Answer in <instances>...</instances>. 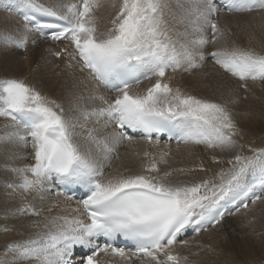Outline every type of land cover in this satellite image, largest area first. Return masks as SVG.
<instances>
[{"label": "snow or ice", "instance_id": "6c2138e0", "mask_svg": "<svg viewBox=\"0 0 264 264\" xmlns=\"http://www.w3.org/2000/svg\"><path fill=\"white\" fill-rule=\"evenodd\" d=\"M103 4L104 0H79L78 4L65 5L66 11L61 13L27 0V6L35 12L62 22L37 23L35 27L57 29L48 33L50 38L69 40L75 48L73 59L78 57L81 70L88 69L93 80L118 93L112 101L102 95L93 97L106 107L81 109L82 117L87 120L92 116H107L121 129L143 131L150 143L152 133L163 132L171 125L186 144H202L221 151L236 148L239 129L226 103L173 89L163 80L169 69L175 72L183 67L185 72H191L203 67L205 47L225 37V29L210 19L219 13L213 0H194L188 9L181 5L186 17H195L190 23L199 35L190 41L191 46L180 44L179 48L168 32L167 0H121L111 20L112 27L106 32L100 31L95 14ZM224 7L230 12H251L257 7L264 9V0H225ZM34 19L24 16L26 31L32 30L29 25ZM201 21L210 28V36L205 34ZM16 43L23 49L27 38ZM207 56L226 73L245 82V88L249 80L264 82V54L236 46L215 48ZM141 75L145 79L152 76L158 79L144 94L133 93L132 83L139 84ZM63 113L60 105L22 80H0V117L10 119L11 127L17 129L0 136V144L13 137L25 143L30 139L35 161L11 168L21 182L7 187L39 194L49 190L46 186L55 178L61 184L87 190L86 198L73 209L81 215L51 217L44 224V230L7 245L4 251L14 253L13 260L0 258V264L32 261L35 264H103L98 259L102 253L119 257L121 261L136 257L145 264H184L187 257H181L174 250L178 234L188 227L198 233L206 224H219L224 213L215 210L221 202L247 197L251 192L245 183L248 175L257 171L264 173V149H260L252 157L236 155L233 168L227 174L220 173V183L209 179L191 185L174 183L169 180L172 172L161 174L159 166L167 164L165 157L169 153L160 152L157 159L145 151L143 156L148 159L142 163L140 173L105 176L103 167L90 160L74 142L76 124ZM20 128L27 134L21 135ZM94 131L89 130L88 139L102 144L107 153H115V146H109L107 140H98ZM118 139L131 142L133 137L121 132ZM106 159L111 162L109 157ZM259 199L257 195L252 202ZM242 206L247 208L248 204ZM26 212L40 215L31 204L16 210L17 214ZM32 227L39 225L33 223ZM118 236L133 241L135 251L129 253L114 246L112 241ZM101 237L106 241L99 242ZM77 256L79 259H74Z\"/></svg>", "mask_w": 264, "mask_h": 264}, {"label": "bare ground", "instance_id": "6f19581e", "mask_svg": "<svg viewBox=\"0 0 264 264\" xmlns=\"http://www.w3.org/2000/svg\"><path fill=\"white\" fill-rule=\"evenodd\" d=\"M17 2L27 4V0H0V79L22 80L50 101L60 105L65 118L76 124L73 130L74 142L90 160L103 167L105 176L140 173L142 163L148 159L143 156L145 151L155 155L157 159L160 152H168L169 155L165 157L167 164L159 166L161 174L163 171L172 172L169 177L172 182L191 185L209 179L220 183V173L227 174L233 168L235 156L249 157V150L264 135V82L247 81V88L244 90L245 82L224 72L207 56L215 48L231 49L236 46L264 54V9L244 14H226L219 11L218 15L210 17L225 29L226 35L215 45L205 47L206 59L203 67L191 72H185L183 67L175 72L169 69L163 78L173 89L180 88L185 93L227 104L239 129L235 137L237 147L230 151H221L193 143L168 145L149 143L137 138L131 142L119 140V132L109 117L92 116L85 120L81 109L91 111L93 108L106 107L93 97L102 95L112 101L118 93L106 91L90 77L89 71L81 70V62L73 59L75 50L70 41L56 42L39 37L33 29L26 31L25 24L9 11L11 6L14 9L19 8ZM34 2L64 13L65 5L78 4L79 0ZM120 3L121 0H104L103 6L96 11L100 31L106 32L112 27L111 20L116 16ZM167 3L169 6L165 9V19L169 35L178 48L180 44L191 46L190 41L199 33L193 31L190 23L195 17H186L183 9L190 8L194 0H167ZM201 24L205 28V34L210 36V28L203 25L202 21ZM24 37L27 38V45L21 49L16 41ZM157 79L155 76L145 79L142 75V81L131 88V91L144 94ZM234 100L237 102L233 103ZM12 123L8 118L0 117V136L17 130L11 127ZM89 130H95L94 135L98 140H107L109 146H115V153H107L102 144L92 143L88 139ZM19 131L21 135L27 134L23 128ZM32 157L30 139L25 143L13 137L9 142L0 144V258L7 261L13 260L14 253L6 254V246L24 241L44 230V224L51 217L81 215L73 211L78 205L57 195L58 192L47 190L38 194L7 187L10 183L21 182L18 175L10 169L34 164ZM106 157L110 158V163ZM252 175H248L246 184L250 182ZM46 187L52 189L57 188V185L52 181ZM25 204H31L40 215L34 216L27 212L17 214L16 210ZM33 223H38L39 227H32ZM4 227L9 230L4 231ZM185 240L189 242L187 245H183L181 241L174 245L176 254L187 257L184 264H236L238 259L253 260L258 257L264 261V195L247 209L224 219L206 232ZM114 264L127 263L116 261ZM131 264L145 262L142 259Z\"/></svg>", "mask_w": 264, "mask_h": 264}, {"label": "rangeland", "instance_id": "374dc122", "mask_svg": "<svg viewBox=\"0 0 264 264\" xmlns=\"http://www.w3.org/2000/svg\"><path fill=\"white\" fill-rule=\"evenodd\" d=\"M0 80H3V79H0ZM256 149L257 150L264 149V135L260 138L259 141L254 143L253 149L249 150V152H248L249 157H252L255 154ZM235 262H236V264H264V261H262V259L260 257L254 258L253 260L252 259L247 260V259L243 258L240 260L238 259V261H235Z\"/></svg>", "mask_w": 264, "mask_h": 264}]
</instances>
